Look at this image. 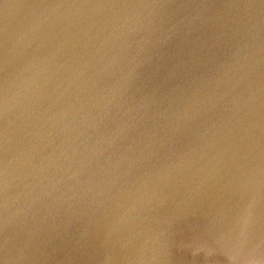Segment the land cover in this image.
I'll use <instances>...</instances> for the list:
<instances>
[{"label":"water","instance_id":"95a60500","mask_svg":"<svg viewBox=\"0 0 264 264\" xmlns=\"http://www.w3.org/2000/svg\"><path fill=\"white\" fill-rule=\"evenodd\" d=\"M0 264H264V0H0Z\"/></svg>","mask_w":264,"mask_h":264}]
</instances>
